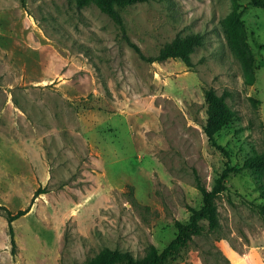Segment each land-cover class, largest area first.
I'll list each match as a JSON object with an SVG mask.
<instances>
[{
	"label": "rangeland",
	"instance_id": "1",
	"mask_svg": "<svg viewBox=\"0 0 264 264\" xmlns=\"http://www.w3.org/2000/svg\"><path fill=\"white\" fill-rule=\"evenodd\" d=\"M95 4L0 0V264H87L106 249L144 258L177 236L226 163L264 153V9L250 0ZM202 36L192 66L150 63L177 36ZM236 121L214 147L205 90ZM219 226L169 264H245L262 251L264 170L232 173ZM37 191H45L34 198ZM16 220V256L6 210Z\"/></svg>",
	"mask_w": 264,
	"mask_h": 264
},
{
	"label": "trees",
	"instance_id": "2",
	"mask_svg": "<svg viewBox=\"0 0 264 264\" xmlns=\"http://www.w3.org/2000/svg\"><path fill=\"white\" fill-rule=\"evenodd\" d=\"M22 7H26V0H20ZM148 0H76L77 7L95 4L103 13L110 16L123 28V19L121 9L132 6ZM250 5L264 9V0H250ZM140 56L147 62H161L168 59H178L187 66H192V54L202 45V36L200 34H191L185 37L177 36L170 44L164 47L156 56H145L140 48L131 43ZM228 94L218 95L213 88L205 90V98L208 104L207 119L203 127L204 133L209 142L216 148L222 150L226 155V148L219 143L218 137L224 129L233 125L236 121L234 113L227 106ZM229 156V155H228ZM252 169L256 172L264 170V153L248 159L243 166L226 163L222 172L215 178L213 188L209 191L198 181V190L202 195V206L199 209H191V216L187 222H177L178 230L176 238L162 251L159 252L155 247H151L147 255L142 259H135L130 252H121L118 250L106 249L99 253L92 262L87 264H169L176 260L178 253L184 249L195 235L203 234V223L206 222L209 230L214 231L219 226L218 206L216 199L224 191L229 190L226 186L232 173H240L243 170ZM45 191H37L34 198ZM263 201L257 204L259 213L264 217V194ZM6 210L8 231L12 244V255L16 256L15 228L13 223L26 215L30 207L25 210H19L16 213Z\"/></svg>",
	"mask_w": 264,
	"mask_h": 264
},
{
	"label": "crops",
	"instance_id": "3",
	"mask_svg": "<svg viewBox=\"0 0 264 264\" xmlns=\"http://www.w3.org/2000/svg\"><path fill=\"white\" fill-rule=\"evenodd\" d=\"M262 251H252L246 254L244 262L245 264H263Z\"/></svg>",
	"mask_w": 264,
	"mask_h": 264
}]
</instances>
